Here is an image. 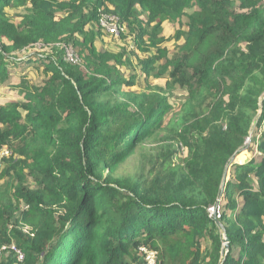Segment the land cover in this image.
I'll return each instance as SVG.
<instances>
[{
  "label": "trees",
  "instance_id": "obj_1",
  "mask_svg": "<svg viewBox=\"0 0 264 264\" xmlns=\"http://www.w3.org/2000/svg\"><path fill=\"white\" fill-rule=\"evenodd\" d=\"M237 1L0 0V83L19 97L0 103V247L25 254L0 264H143L141 246L158 264H264V0ZM101 12L133 54L98 48ZM134 58L146 90L121 71Z\"/></svg>",
  "mask_w": 264,
  "mask_h": 264
},
{
  "label": "rangeland",
  "instance_id": "obj_2",
  "mask_svg": "<svg viewBox=\"0 0 264 264\" xmlns=\"http://www.w3.org/2000/svg\"><path fill=\"white\" fill-rule=\"evenodd\" d=\"M239 5H240V3L237 1V8L239 7ZM21 12H23V10H21ZM15 14H17V11H14V10L10 11V15L16 20V22H19V19L13 16ZM164 30H165L164 36L166 38L172 39V41L165 43L164 46L169 49L170 56H173L177 52V46L179 44H182V42L177 43L174 40L176 31H177L176 26H172V25L166 23ZM102 35H103V37L99 36V40L97 41L98 48L101 51L110 50V51H115V52H122L123 50H126L128 52V54L129 53L133 54L131 52V50L135 49V45H134V48L132 49L131 46L134 43L131 40V38H126L127 40H125L123 37H121L120 39L115 40L114 38L110 37L106 33L104 34L102 32ZM64 46H66V49L64 48ZM61 48L64 49L65 52H67V53H69V52L73 53L75 56L80 55L79 52L77 51V49L73 45H69V46L63 45ZM29 51L42 52L43 53L45 51H49V47H45V46L43 47L41 45H38V46H34L33 49H30ZM79 57H80L79 59H80L81 64H83V60H82L81 56H79ZM134 62H135L134 67H131V68L123 67V68H121V71L125 74L126 77H130L132 75H137L138 76V82H139L138 88L146 90L147 89V81L145 79V76H143L142 73L140 72V69L137 65V60H135V58H134ZM10 68H14V67L11 65ZM150 83L154 87L155 86H163L165 84V82L163 80H158V81L152 80V81H150ZM187 97H188V93L184 90H178L174 93L173 97L171 98V102L175 106V113H174L175 116H178L179 114L182 113L183 106L186 103ZM13 99H19L18 95L16 93H12L8 87H6L4 84L2 85V83H0V103H4L5 101H10ZM261 107H262V104H261ZM261 114H262V109L259 110L257 119L261 116ZM249 140H250V138H249ZM249 140L247 141L248 145L251 143V141H249ZM155 146H156V144H154V143H148L145 146H143L140 150H138V152L136 153L135 156H133L128 162H126L125 164H123L119 167L116 176L127 177L129 175L141 172L144 169L143 166L145 165V159H146L143 156L146 157L147 153L152 152ZM180 149H181V152L183 154L184 150L181 147H180ZM5 150H7V149H5ZM240 158L243 162L248 160V156L247 157L241 156ZM179 162H180V160H179ZM2 166H3V162H2ZM150 167L151 166L149 164H147V168H150ZM203 247L205 249L210 248V246L206 245L205 243L203 244Z\"/></svg>",
  "mask_w": 264,
  "mask_h": 264
},
{
  "label": "built area",
  "instance_id": "obj_3",
  "mask_svg": "<svg viewBox=\"0 0 264 264\" xmlns=\"http://www.w3.org/2000/svg\"><path fill=\"white\" fill-rule=\"evenodd\" d=\"M99 26L101 30L109 35L110 37L116 39H120L123 37V34L126 32V27L122 23L121 17L113 12H101L99 17ZM69 46V45H68ZM132 49L134 48V44H132ZM66 49V46H64ZM80 55L75 56L73 53L65 52V60L73 65H80ZM11 153L9 150H3L2 155L0 157V170L2 169V159L3 157H9ZM209 214L216 219L221 218V214L219 209L210 208ZM140 253L144 258L143 264H158L159 253L157 251L148 250L146 247L141 246L139 248ZM13 255L17 262H23L25 260L24 252L18 248L15 244L10 246H2L0 247V260L4 257Z\"/></svg>",
  "mask_w": 264,
  "mask_h": 264
},
{
  "label": "water",
  "instance_id": "obj_4",
  "mask_svg": "<svg viewBox=\"0 0 264 264\" xmlns=\"http://www.w3.org/2000/svg\"><path fill=\"white\" fill-rule=\"evenodd\" d=\"M249 141H251V138H250ZM235 162H236V157L234 156L232 158V163H235ZM225 178H226V176L224 177V182H225ZM218 224H219V226H220V228L222 230V233H223V244H224V246H223V249H222V255L226 256L229 253V250H230V242H229V238L227 236V233H226V230H225L224 226L219 221H218Z\"/></svg>",
  "mask_w": 264,
  "mask_h": 264
},
{
  "label": "clouds",
  "instance_id": "obj_5",
  "mask_svg": "<svg viewBox=\"0 0 264 264\" xmlns=\"http://www.w3.org/2000/svg\"><path fill=\"white\" fill-rule=\"evenodd\" d=\"M16 245V244H15Z\"/></svg>",
  "mask_w": 264,
  "mask_h": 264
}]
</instances>
